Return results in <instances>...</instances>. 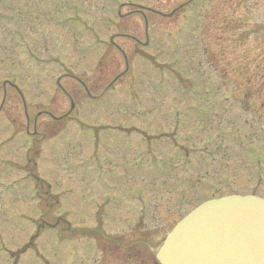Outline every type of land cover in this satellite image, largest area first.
<instances>
[{
	"label": "rangeland",
	"instance_id": "1",
	"mask_svg": "<svg viewBox=\"0 0 264 264\" xmlns=\"http://www.w3.org/2000/svg\"><path fill=\"white\" fill-rule=\"evenodd\" d=\"M145 114L168 153L126 172L105 128ZM235 192L264 196V0H0V264H42L39 251L52 264H153L191 208ZM44 216L79 233L37 240ZM99 226L110 248L152 252L107 253L86 235Z\"/></svg>",
	"mask_w": 264,
	"mask_h": 264
},
{
	"label": "water",
	"instance_id": "2",
	"mask_svg": "<svg viewBox=\"0 0 264 264\" xmlns=\"http://www.w3.org/2000/svg\"><path fill=\"white\" fill-rule=\"evenodd\" d=\"M159 264H264V200L226 196L206 201L172 231Z\"/></svg>",
	"mask_w": 264,
	"mask_h": 264
},
{
	"label": "flooded vegetation",
	"instance_id": "3",
	"mask_svg": "<svg viewBox=\"0 0 264 264\" xmlns=\"http://www.w3.org/2000/svg\"><path fill=\"white\" fill-rule=\"evenodd\" d=\"M146 137H148V136H146ZM143 147H145V146H143ZM129 153H130L129 154L130 157L133 159L134 163H136V164H144V163L151 162V160H148V155H150L149 147H147V149H145L142 152H139V148H134V149L131 148V151ZM138 153H140L142 155H138ZM126 169L127 168H125V170Z\"/></svg>",
	"mask_w": 264,
	"mask_h": 264
}]
</instances>
